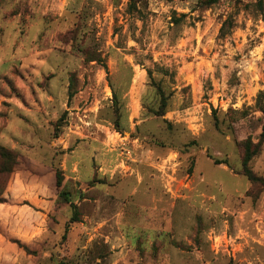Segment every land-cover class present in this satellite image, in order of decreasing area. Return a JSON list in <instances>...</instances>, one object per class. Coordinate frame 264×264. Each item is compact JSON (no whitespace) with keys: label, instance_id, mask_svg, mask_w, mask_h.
Returning a JSON list of instances; mask_svg holds the SVG:
<instances>
[{"label":"rangeland","instance_id":"obj_1","mask_svg":"<svg viewBox=\"0 0 264 264\" xmlns=\"http://www.w3.org/2000/svg\"><path fill=\"white\" fill-rule=\"evenodd\" d=\"M128 3L0 0V264H264V0Z\"/></svg>","mask_w":264,"mask_h":264},{"label":"trees","instance_id":"obj_2","mask_svg":"<svg viewBox=\"0 0 264 264\" xmlns=\"http://www.w3.org/2000/svg\"><path fill=\"white\" fill-rule=\"evenodd\" d=\"M143 0H128V5L130 9H134L136 3H139ZM219 0H198V5L201 9H208L211 6L215 5ZM223 29H221L222 33ZM148 76L149 73H147ZM156 91H158L159 96V106L156 111H152L153 115L156 117H162L166 107V97L164 96V91L156 84L153 83ZM113 103L116 105L118 103L115 93L112 97ZM254 108L261 113L262 115V127L260 139L264 138V90L260 91L255 99ZM243 146V156L241 160L242 172L246 179L252 184L257 185L261 183V180L258 177H255L248 168V164L257 153L256 147L252 145L249 140H246L242 143ZM17 160L14 153L7 151L6 149L0 147V175L11 176L13 174L14 167L16 166ZM219 164V163H215ZM54 187L56 189V202H60L71 209L73 217L69 220L68 224L74 223L78 217V208L71 199L70 193L67 190L66 184L64 183V177L60 170L54 171ZM2 195V194H1ZM0 195V196H1ZM66 232V229H65ZM19 249L25 250V246L17 243ZM26 251V250H25Z\"/></svg>","mask_w":264,"mask_h":264}]
</instances>
